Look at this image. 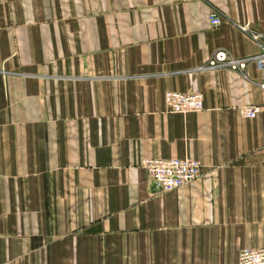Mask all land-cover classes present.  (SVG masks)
Here are the masks:
<instances>
[{
	"label": "crops",
	"instance_id": "1",
	"mask_svg": "<svg viewBox=\"0 0 264 264\" xmlns=\"http://www.w3.org/2000/svg\"><path fill=\"white\" fill-rule=\"evenodd\" d=\"M218 13L219 25L209 15ZM264 0H0V264H238L264 247ZM264 43V39L262 40ZM204 108L168 113L166 91ZM197 159L152 189L142 160Z\"/></svg>",
	"mask_w": 264,
	"mask_h": 264
},
{
	"label": "built area",
	"instance_id": "2",
	"mask_svg": "<svg viewBox=\"0 0 264 264\" xmlns=\"http://www.w3.org/2000/svg\"><path fill=\"white\" fill-rule=\"evenodd\" d=\"M209 20L213 25L221 23L217 12L212 11ZM249 34L251 39L260 43V51L247 58H235L224 50H216L213 55L199 68L222 67L230 70H242L250 62L260 70V87L264 90V35L248 28V25L238 26ZM165 111L168 113H188L201 111L204 108L203 95L200 91L188 92L166 91L163 97ZM264 107L259 105H245L241 107L243 115L255 116ZM142 166L148 170L152 189L167 192L186 185L201 174L202 164L197 159L151 157L142 160ZM238 264H264V247H245L239 252Z\"/></svg>",
	"mask_w": 264,
	"mask_h": 264
}]
</instances>
